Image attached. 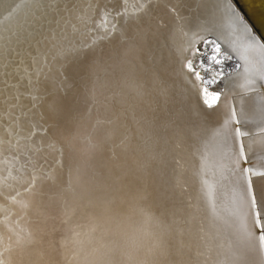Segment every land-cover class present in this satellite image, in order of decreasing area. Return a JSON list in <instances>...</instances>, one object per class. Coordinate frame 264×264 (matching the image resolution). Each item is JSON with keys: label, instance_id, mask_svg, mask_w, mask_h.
<instances>
[{"label": "snow or ice", "instance_id": "snow-or-ice-1", "mask_svg": "<svg viewBox=\"0 0 264 264\" xmlns=\"http://www.w3.org/2000/svg\"><path fill=\"white\" fill-rule=\"evenodd\" d=\"M36 7L42 5L37 2ZM160 7V0H142L132 12L127 0L122 7L89 4L88 8L99 14L100 22L96 23L72 0H65L59 10L74 15L89 36L79 45L54 42L55 34L48 37L30 32L25 40L17 33L0 35V65L5 69L18 67L25 56L38 64L39 56L31 51L33 42L37 52L39 45H51L35 80H29V95L39 104L33 103L27 113H21L29 116L31 130L20 137L21 116H16V142L0 140V150L5 144L17 152L28 150L22 154L32 164L31 174L14 189L15 195L2 190L12 185L5 184L7 178H0V196L19 206L20 219L27 218L35 225L20 228L17 220L14 228L12 212L8 211L0 223L15 235V241L5 244L0 237V264H36L31 254L49 229L56 230V221L71 233L61 241L63 248L79 243L81 235L95 238L92 251L82 259L79 252H73L77 264H117L113 259L116 254L123 258L119 264H264L260 244L251 239L246 226L237 230L235 244L227 251L215 250L211 244L217 224L214 187L201 177L199 188L193 191L192 178L198 175L197 156L201 159L199 171L204 168L207 145L203 134L213 113L199 105L192 90L177 87L183 70L178 71L171 58L178 33L187 37L194 27L198 31L193 35L213 34L218 10L228 14L234 30L241 29L250 37L247 48L260 52L258 61L250 63L244 58L242 73L235 67L231 73L225 71V64L217 74L224 81L214 98L224 97V123L214 133L221 148V168L238 173L243 182L241 157H250L254 146L264 153V44L256 40L234 0L165 3V15L177 21L172 26L155 14L154 9ZM117 17L124 18L123 28L112 22ZM53 22L58 25L60 21ZM213 51L219 55L220 48ZM212 60L221 64L215 55ZM53 65L55 77L49 75ZM0 75L7 77L9 73ZM241 76L244 83L240 90L230 91L228 84ZM196 87L192 84L193 90ZM230 97L231 108L227 103ZM37 133L41 147L33 143ZM21 139L28 143L21 145ZM45 140L48 149L61 157L68 153L66 180L56 170L47 171L32 160L33 148L36 153L43 151ZM238 140L239 152L235 149ZM260 159L264 160V155ZM23 167L17 171L22 172ZM247 171L260 179L248 180L233 214L245 207L250 213L256 205L262 210L264 225V164H252ZM134 216L154 224L150 244L129 243Z\"/></svg>", "mask_w": 264, "mask_h": 264}, {"label": "bare ground", "instance_id": "bare-ground-1", "mask_svg": "<svg viewBox=\"0 0 264 264\" xmlns=\"http://www.w3.org/2000/svg\"><path fill=\"white\" fill-rule=\"evenodd\" d=\"M257 8L251 12V16L255 22L262 24L264 28V0H254ZM39 2L42 7L37 8L36 4ZM65 0H0V35L5 37L17 33L21 40H25L28 34L41 33L44 36L51 37L55 34L56 40L54 42L62 43L64 45L76 44L79 45L82 42H86L89 36L85 34L80 22L74 15H69L59 9L63 8ZM79 8L92 16L96 23L100 22L99 14L93 9L88 8L89 4L95 5L96 3L108 4L115 6L119 4L121 7L124 4V0H72ZM142 2V0H127V7L129 12L135 10V8ZM244 1L240 0L241 5ZM176 3V0H160L161 7L154 9L155 14L162 18L169 26L175 25L177 21L165 15L163 4ZM244 6V5H243ZM162 10V11H160ZM163 12V14H162ZM115 15V13H113ZM62 17V18H61ZM246 23L245 17L241 15ZM54 19H58L60 22L57 25L54 23ZM117 24L118 28L125 26L123 17H117L112 21ZM185 23L187 27V22ZM95 25H93L94 27ZM55 30V33H53ZM99 31V30H97ZM198 31L194 27L189 32L187 37L182 34H177L176 46L171 52V58L174 62V67L179 71L182 67L183 75L179 77L177 81V87L187 88L195 93V100L203 108H209L208 111H216L217 115L212 117L208 123L206 132L203 134L204 142L207 145L206 158L204 160L203 171L200 172L201 159L197 156L195 160V166L198 171V175L192 178L193 191L199 188V180L201 177L206 178L209 185L214 187V199L216 205L217 224L212 229L213 239L211 244L215 250L227 251L230 246L235 244L237 230L241 226H246L249 233L252 234L251 239L259 242L261 253L264 254V237L262 230L264 225L261 223V209L256 205L251 206L249 213L248 209L242 208L240 212L234 215L236 209V200L242 194L245 187L248 186V180L252 179V176L247 171L248 167H244V181L238 180V173L233 175L227 168L222 170L221 164V148L219 146L218 138H214L216 129L221 128L224 123V97L221 96L219 100H214L218 94L219 89L224 87V81L220 73L223 65H228L225 71L231 73L235 67L238 72H243L244 58L252 63L258 61L260 58V52L256 49L247 48L250 41V37H247L241 29L234 30L228 14L223 10L217 11L215 28L212 35H208L205 32H199L197 35H193L192 32ZM93 32L92 35H96ZM102 34V33H101ZM118 35V33H117ZM256 38V36H255ZM15 41V37L13 38ZM260 44H263L256 38ZM206 41H212L209 44ZM26 46V45H21ZM50 44L44 43L39 45V52L35 43L33 42V48L31 49L33 55L39 56V63L33 64L31 56H25L24 62L19 66L12 65L5 69L0 65V73L7 72V77L0 75V140L8 141L11 139L12 143L16 142L18 138L15 133L17 128L13 121L16 116H21L20 125L21 131L20 137L26 136L31 130V122L29 116L21 115V113H27L28 109L32 107L33 103L39 104L38 101H33L29 95L30 87L29 80H35L37 70L43 65V55L48 52ZM220 48L219 55H217L213 49L215 47ZM216 56L217 60L221 61V64H216L212 60V56ZM181 57H183L181 64ZM51 56L49 55V60ZM44 72H49L48 68H44ZM56 69L53 65L49 75L51 77L56 76ZM194 74L196 77H194ZM199 74V76L197 75ZM215 76V81L213 77ZM43 79V75L41 76ZM7 80V86L5 84ZM189 81L191 83H189ZM244 83L243 77H237L236 80L228 84L230 91H239V85ZM192 84H195L196 89H192ZM207 89V91H205ZM19 96L17 101L16 97ZM202 96V99H201ZM207 101V103L205 102ZM231 108L233 101L231 97L227 101ZM18 105L15 108H10V105ZM211 105V107H209ZM11 112V117L6 116L5 113ZM9 131L12 132V136H9ZM21 145H25L28 142L21 139ZM35 147H41V136L39 133L33 138ZM240 141L238 140L235 149L237 152L240 150ZM26 148L21 149V152H17L15 149H9L8 145H4V150H0V178H7L6 185H12V188L4 187L2 190L10 192L15 195V188L20 187V182L27 175L31 174L32 164L28 163L27 155L22 154L27 152ZM118 151V150H117ZM32 160L37 164L43 166L47 171L56 170L61 173L64 179H67V170L69 166V156L65 152L63 157L59 152L48 149L47 142L45 140L43 144V151L36 153L32 151ZM107 156H111V153H106ZM264 155L258 148H255L250 157H253L255 164L259 167L264 164V160L260 157ZM19 156V159L15 157ZM59 161V163H58ZM241 161L244 164L247 161V157H241ZM228 167H234L229 161H223ZM24 166L22 172L17 171L21 166ZM246 166V165H244ZM11 170V176L9 171ZM16 177L18 179H13ZM259 181L260 178H255ZM23 191L22 188H20ZM250 191V189H249ZM251 197H249L250 199ZM20 199V198H18ZM8 211L12 212L10 222L12 226L16 227V221L19 220V227L24 229L34 228L35 225L25 219H20L21 213H19V206L13 205L10 201L5 200L3 196H0V221L8 214ZM251 213L256 228L258 229L257 236L254 235L251 225ZM250 214V216H249ZM55 231L49 229V234L44 236L43 242L37 245L36 250L32 252L31 259L36 264H77V261L73 259V252H79L82 259L85 253H90L95 246V238H89L88 236L81 235L78 239L79 243H69L67 248L61 247V241L65 236H70L71 233L67 231V226L60 224L59 221L55 222ZM154 224L146 222L143 217L134 216L133 221L129 226V243H151V233L155 231ZM260 230V231H259ZM81 231H84L81 229ZM0 237L3 238V242L8 244L15 241V235L9 232L4 223H0ZM11 237V241L9 240ZM114 261L119 264L123 259L119 254L113 257Z\"/></svg>", "mask_w": 264, "mask_h": 264}, {"label": "water", "instance_id": "water-1", "mask_svg": "<svg viewBox=\"0 0 264 264\" xmlns=\"http://www.w3.org/2000/svg\"><path fill=\"white\" fill-rule=\"evenodd\" d=\"M243 1L244 2L242 4L244 6L241 5L240 0H234V6L238 9L240 14L245 17L244 19H246L245 21H246L248 27L251 29L252 34L254 36H256V38L259 39L264 44V28L262 27V24L255 22V20H253V18L251 16V12L257 8L255 1L254 0H243ZM160 11H162V10H160ZM162 14H163V12H162ZM203 109L206 112L213 113L212 117H214L215 115L218 114V112H216L217 110L216 111H208L207 109H209V108H204V107H203ZM252 164H255L253 157H247V161L244 164L241 161V165L243 168L244 167L249 168ZM244 165H246V166H244ZM255 178H259V177H252V179H255ZM249 216H250V214H249ZM251 225H252V230H253L254 235L255 236L259 235L258 229L256 228V226L254 224L252 213H251ZM262 234L264 235V229L262 230Z\"/></svg>", "mask_w": 264, "mask_h": 264}]
</instances>
